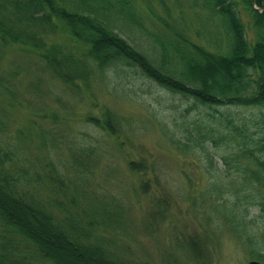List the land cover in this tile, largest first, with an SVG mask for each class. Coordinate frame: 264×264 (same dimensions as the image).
<instances>
[{"label":"trees","instance_id":"1","mask_svg":"<svg viewBox=\"0 0 264 264\" xmlns=\"http://www.w3.org/2000/svg\"><path fill=\"white\" fill-rule=\"evenodd\" d=\"M194 2L218 18L223 51L174 27L150 31L143 6L133 0H0V61L9 50L27 58L0 74V264H186L185 257L196 264L207 257L203 237L179 230L177 211L187 195L178 201L148 158L126 162L129 173L141 176L124 179L132 196L107 184L122 172L102 162L113 161L123 136L135 129L114 110V99L145 105L166 139L197 153L206 169L220 153L211 147L223 143L220 157L226 176L240 178L229 183L237 192L264 186V0ZM145 82L179 100L173 112L140 99ZM65 96L89 107L72 113ZM51 100L62 110L52 109ZM31 106L58 128L30 120L36 132L10 134L7 114ZM74 121L98 132L100 141L86 142L72 131ZM142 197L148 205L136 206L142 210L136 221ZM196 201L192 210H209L214 200ZM215 208L253 243L244 211L227 201ZM164 226L173 227L170 249L160 243Z\"/></svg>","mask_w":264,"mask_h":264},{"label":"rangeland","instance_id":"2","mask_svg":"<svg viewBox=\"0 0 264 264\" xmlns=\"http://www.w3.org/2000/svg\"><path fill=\"white\" fill-rule=\"evenodd\" d=\"M133 1L143 6V19L150 31L157 34L160 31H171L170 27H174L212 51H223L225 38L223 37L222 25L218 18L213 17L209 11L196 6L194 0ZM238 1L240 2V0ZM240 6L242 7L241 3ZM241 15L244 22L249 23L250 19L244 10H242ZM130 36H135V34H130ZM26 59L23 55L11 50L8 53L5 51L3 60L0 61V74H3L2 68H13L12 62H21ZM29 77L27 76V79H30ZM148 84L143 83L142 89L137 91L140 99H148L155 108H163L167 112H173V106L174 104L178 105L179 100L165 94L158 87ZM64 100L68 101L70 106L68 110L72 113L80 114L86 110V107H89H85V104H77L73 96H65ZM51 102L53 104L52 109L62 110L58 100L56 102L51 100ZM110 103L116 112L133 120L135 129L132 136H123L121 141L124 145L120 151L115 149L113 161H107L105 158L106 160L102 162L103 165H107L109 162L115 163L122 172L107 179V184L114 190L124 193V195L127 193L132 196L130 187L124 179L129 176L130 181H138L141 176L129 173L126 162L129 158H148L150 163L157 166L162 177L167 180L172 192L179 194L178 201L181 200V195L185 198L187 195L188 200L180 203L182 210L177 211V219L180 221L179 230L189 234L197 232L200 237L206 240L207 245V257L200 258L196 264H249L250 261H258L264 264V186L259 192H257V188H246L237 192L233 186L229 185L233 179H235L234 183H239L240 178L236 177L237 174L234 173L226 176V165L220 157L224 153L223 143H219L217 147H211L212 150H217L220 153L216 154L213 168L206 169L202 166V159L197 153H184L166 139L158 125L148 119L149 115L145 105L139 101L120 98L111 100ZM33 107L7 114L9 128L12 131L10 134L17 133L20 128H30L32 125L30 120L37 122L44 129L58 128L53 124L52 119H48L50 123L42 121L39 118L42 113L35 111ZM96 110L98 109L92 111L96 112ZM178 119L181 121L179 116ZM71 126L72 131L79 132V136L84 138L86 142L97 143L100 141L99 133L92 128H84L77 121L72 122ZM31 128L33 130L34 125ZM34 132H36V128ZM66 153L64 147V150L61 149L60 151V156L64 158ZM57 165L60 163L57 162ZM215 186L221 188L220 191L224 193L216 191V188H213ZM99 189L101 190V188ZM114 192L112 191V193ZM203 193L205 195L201 197ZM190 198L197 199L196 205L201 198H212L215 205L227 201L236 213L239 210L244 211L247 224L246 232L253 235V243L246 239L241 225L234 227L226 223L224 214L220 209L215 208L213 203H211L209 210H207L208 208L192 210ZM143 205H148V201H143V197L139 199V203H135V207L140 206L142 209ZM141 214L142 210L136 207V221H139ZM208 217H212V219ZM172 229L173 227L164 226L160 234V243L166 249H170V246L174 245V239L170 233ZM145 243L153 250L154 247L150 240H146ZM258 251L261 257L258 256ZM191 262L185 257L184 263L193 264Z\"/></svg>","mask_w":264,"mask_h":264},{"label":"water","instance_id":"3","mask_svg":"<svg viewBox=\"0 0 264 264\" xmlns=\"http://www.w3.org/2000/svg\"><path fill=\"white\" fill-rule=\"evenodd\" d=\"M249 264H261V263L258 261H250Z\"/></svg>","mask_w":264,"mask_h":264}]
</instances>
